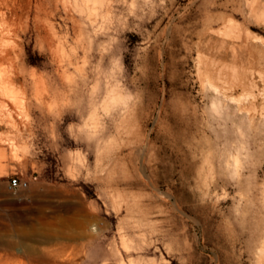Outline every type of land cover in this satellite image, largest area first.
I'll use <instances>...</instances> for the list:
<instances>
[{
  "label": "rangeland",
  "instance_id": "1",
  "mask_svg": "<svg viewBox=\"0 0 264 264\" xmlns=\"http://www.w3.org/2000/svg\"><path fill=\"white\" fill-rule=\"evenodd\" d=\"M0 52V264H264V0H5Z\"/></svg>",
  "mask_w": 264,
  "mask_h": 264
},
{
  "label": "bare ground",
  "instance_id": "2",
  "mask_svg": "<svg viewBox=\"0 0 264 264\" xmlns=\"http://www.w3.org/2000/svg\"><path fill=\"white\" fill-rule=\"evenodd\" d=\"M4 1L5 0H0V2H4ZM5 53L0 52V127H2V126L15 127V126H17V119L15 118V114H16V112L21 111V109L23 107L22 106L23 103L21 104L18 102L19 100L18 101L15 100L17 97L12 98L13 88L15 87V84H16V78L12 75H7V73L5 71H3L4 69L3 70L1 69V66L7 60L6 59L7 54H5ZM15 91L16 90H14V92ZM7 98L8 99L11 98V101L13 103V107L9 103H7V101H6ZM21 112H23V111H21ZM1 129H3V128H1ZM66 210L69 211L70 209L67 208ZM78 224L81 225L82 223L78 222Z\"/></svg>",
  "mask_w": 264,
  "mask_h": 264
},
{
  "label": "built area",
  "instance_id": "3",
  "mask_svg": "<svg viewBox=\"0 0 264 264\" xmlns=\"http://www.w3.org/2000/svg\"><path fill=\"white\" fill-rule=\"evenodd\" d=\"M29 186V181H24L18 177H12L9 182V188L12 191H17L18 189L27 188Z\"/></svg>",
  "mask_w": 264,
  "mask_h": 264
}]
</instances>
